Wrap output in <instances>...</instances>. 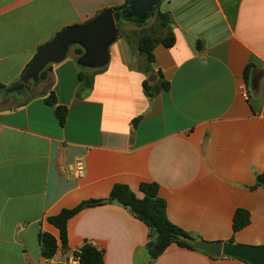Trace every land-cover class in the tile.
<instances>
[{"label":"crops","instance_id":"0c3cea01","mask_svg":"<svg viewBox=\"0 0 264 264\" xmlns=\"http://www.w3.org/2000/svg\"><path fill=\"white\" fill-rule=\"evenodd\" d=\"M126 2L0 0V84L17 82L56 34ZM168 5L176 43L158 46L153 66L169 91L152 101L145 96L146 76L118 38L83 98L70 54L52 65L40 87L45 96L0 107V264H79L74 254L86 242L104 252L105 264L149 263L147 226L118 205L101 203L73 217L66 249L47 221L82 201L108 200L117 183L139 197L141 183H157L169 220L202 241L264 246V188L253 189L264 172V0ZM248 65L254 68L246 80ZM51 84L68 109L65 126L45 103ZM241 208L251 222L235 233ZM41 233L58 241L50 260L42 256ZM152 264L249 263L172 245Z\"/></svg>","mask_w":264,"mask_h":264},{"label":"trees","instance_id":"16d2710c","mask_svg":"<svg viewBox=\"0 0 264 264\" xmlns=\"http://www.w3.org/2000/svg\"><path fill=\"white\" fill-rule=\"evenodd\" d=\"M130 1L131 0H127L124 6L113 8L112 10L114 12H119L123 10ZM154 18L157 23V30L155 27H152L151 32H148L143 28L148 22L143 26L137 24L138 27H142L141 30L130 32L124 31L122 28L124 23H119L117 25L119 38L124 39L131 49L134 57L135 68L146 76V79L143 81L142 88L145 96L150 101L170 89V82L165 79L164 74L160 70H155L153 66L156 61L155 49L160 45L166 48H172L176 43V38L172 30L174 25L172 15L170 13H161L158 7L155 11ZM44 47L45 46L40 47L37 55ZM197 47L200 51H202L204 49L203 42L198 41ZM82 54L83 50L80 47H75L71 51V55L74 60ZM253 68L254 65H248L246 67L244 72L246 80H249ZM51 71L52 65L41 73L42 83L36 91L32 90L31 85L28 86L25 99L8 108L21 107L37 97L45 96L46 93L42 92V90L40 91V87L43 83L49 80ZM99 72H101V70L84 71L79 68L80 87L77 92V96L79 98H83L84 95L88 94L92 90L94 78ZM152 76H155L154 81H150L149 79ZM52 86V84L49 86L50 92L45 98V103L55 108V114L59 123L61 126H65L68 109L67 107L58 104L56 94L51 90ZM6 87L7 86L0 84V89H4ZM139 121L140 119L134 120L133 125L135 128L137 127ZM258 187L264 188V172L256 176V184L253 189ZM140 192L142 194L141 197H139L128 185L117 183L113 186L108 200L110 201L109 203L118 205L128 210L133 217L147 226L149 233L146 249L150 257V262L147 264H152L154 261L158 260L172 245L206 254L205 252L196 250L193 247V242L202 241L200 238L193 236L191 233L173 224L169 220L167 216V203L159 196V185L157 183H141ZM101 203L102 201L85 200L72 209H64L59 214L47 218L48 223L58 230L59 240L64 249L68 248L69 221L87 209L101 206ZM250 222L251 215L247 210L242 208L236 210L233 218V231L235 233L241 231L246 228ZM39 241L42 256L47 260L52 259L56 255L59 248L57 239L49 233H41ZM228 243H234V239H230ZM74 256L78 260L79 264H105L104 252L88 242H86L81 247L79 252L74 254ZM210 257L217 258L214 256Z\"/></svg>","mask_w":264,"mask_h":264},{"label":"water","instance_id":"95a60500","mask_svg":"<svg viewBox=\"0 0 264 264\" xmlns=\"http://www.w3.org/2000/svg\"><path fill=\"white\" fill-rule=\"evenodd\" d=\"M163 0H131L119 12L105 9L95 18L68 27L56 34L43 50L34 58L24 75L14 84L0 89V95L5 99L23 101L27 87L32 86L36 91L41 81V73L50 65L63 62L75 47H80L83 54L75 63L84 71H97L106 68L110 62V48L119 38V23L145 25L153 16ZM152 14V16H150ZM134 18L135 20H130ZM147 21V22H146ZM138 22V23H137ZM155 80V76L149 78ZM258 81L253 77L252 86ZM4 103V102H3ZM103 200L102 203H109ZM193 247L214 257L237 258L249 264H264V246H250L236 243L195 241Z\"/></svg>","mask_w":264,"mask_h":264},{"label":"rangeland","instance_id":"374dc122","mask_svg":"<svg viewBox=\"0 0 264 264\" xmlns=\"http://www.w3.org/2000/svg\"><path fill=\"white\" fill-rule=\"evenodd\" d=\"M168 1L169 0H163V2L159 5L160 12L165 13L168 11L169 9ZM152 27H155L157 30V23L154 17H152L143 28L146 31L151 32ZM122 28L124 29V31L130 32V31L141 30L142 27L140 26L138 27L137 24H134V23H129V24H124ZM13 103H14L13 99H5L4 97L0 95V107H8Z\"/></svg>","mask_w":264,"mask_h":264},{"label":"built area","instance_id":"2783aa9c","mask_svg":"<svg viewBox=\"0 0 264 264\" xmlns=\"http://www.w3.org/2000/svg\"><path fill=\"white\" fill-rule=\"evenodd\" d=\"M242 96H243L244 98H248V90H247L246 88H243V89H242ZM77 168H78V169H77V176H78L79 178H82V177H83V169H82L81 164H79Z\"/></svg>","mask_w":264,"mask_h":264},{"label":"flooded vegetation","instance_id":"af4514ba","mask_svg":"<svg viewBox=\"0 0 264 264\" xmlns=\"http://www.w3.org/2000/svg\"><path fill=\"white\" fill-rule=\"evenodd\" d=\"M150 16H152V14H151ZM153 17H154V16H153ZM130 20L132 21V20H135V19H134V18H132V19H129V21H130ZM146 22H147V21H146ZM137 23H138V22H137Z\"/></svg>","mask_w":264,"mask_h":264}]
</instances>
